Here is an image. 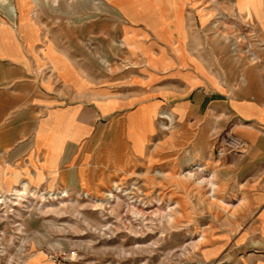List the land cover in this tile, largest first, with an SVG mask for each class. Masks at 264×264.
I'll return each mask as SVG.
<instances>
[{
  "label": "rangeland",
  "instance_id": "1",
  "mask_svg": "<svg viewBox=\"0 0 264 264\" xmlns=\"http://www.w3.org/2000/svg\"><path fill=\"white\" fill-rule=\"evenodd\" d=\"M121 1L127 7L139 0ZM219 2L192 0L197 53L229 92L245 89L244 98L264 101V0H235V10L231 0ZM109 7L107 0H0V29L5 37L8 23L20 20L23 28L32 17L62 43L78 42L84 47L78 50L86 74L123 96L134 63L128 62L120 38L123 19ZM207 11L213 16L202 26ZM253 53L261 56L259 61ZM13 115L0 111V126ZM161 116L160 137L151 140L143 158L130 151L124 115L100 116V134L84 144L90 158L80 163L81 177L69 166L61 185L35 191L47 194L46 201L28 195L19 202L17 195H6L13 188L0 191V264H26L35 254L56 251L76 253L78 264H235L242 251L264 252L250 202V182L260 162L246 158L250 150L224 157L217 153L237 119L215 99L191 119L178 120L170 107ZM137 144L139 149L143 145ZM63 190L71 196L61 202L57 198Z\"/></svg>",
  "mask_w": 264,
  "mask_h": 264
},
{
  "label": "crops",
  "instance_id": "2",
  "mask_svg": "<svg viewBox=\"0 0 264 264\" xmlns=\"http://www.w3.org/2000/svg\"><path fill=\"white\" fill-rule=\"evenodd\" d=\"M107 3L123 19L120 38L128 62L134 63L128 67L131 85L123 96L115 86H102L97 76L86 74L78 50L84 47L78 42L62 43L32 17L23 28L20 20L8 23L13 31L8 29L5 37L0 29V111L14 113L0 126V191L6 194L24 184L30 192L53 190L69 174V166L81 177L80 163L90 158L84 144L100 134V116L124 115L130 151L143 158L151 140L160 137L158 119L167 108L182 121L203 113L215 99L237 119L232 129L250 145L246 158L260 162L250 182V202L257 211L258 242H264V101L244 98L245 89L229 92L206 57L197 53L192 0H139L127 7L121 0ZM2 14L0 9V18ZM212 16L202 13L201 25ZM95 32L100 29L94 27ZM251 93L260 96L255 89ZM52 262L56 264L41 252L26 264ZM235 264H264V252L242 251Z\"/></svg>",
  "mask_w": 264,
  "mask_h": 264
},
{
  "label": "built area",
  "instance_id": "3",
  "mask_svg": "<svg viewBox=\"0 0 264 264\" xmlns=\"http://www.w3.org/2000/svg\"><path fill=\"white\" fill-rule=\"evenodd\" d=\"M249 148V143L246 140L237 136L235 132L231 129L230 131H227V133H225L222 137L221 143L217 148V153L219 157H224L228 154L240 155L247 152ZM50 258L56 264H75L79 261L77 259L78 256L76 253L68 255L61 251L53 252L52 254H50Z\"/></svg>",
  "mask_w": 264,
  "mask_h": 264
},
{
  "label": "bare ground",
  "instance_id": "4",
  "mask_svg": "<svg viewBox=\"0 0 264 264\" xmlns=\"http://www.w3.org/2000/svg\"><path fill=\"white\" fill-rule=\"evenodd\" d=\"M216 1V4L217 5H219L220 6V2H219V0H215ZM58 2V0H55V3H57ZM234 3H235V1H234ZM40 18V17H39ZM253 55L255 56V59L256 60H260L259 59V57H261V56H257V54H255V53H253ZM169 115V114H168ZM164 116V115H163ZM171 118V117H170ZM214 174V173H213ZM215 175L216 174H214L213 175V177H211L212 179L215 177ZM22 184V183H21ZM27 184H24L23 186H22V188H20V189H18V188H16V187H14L15 189H13L12 190V192L9 194V195H17L18 196V201L19 202H22L23 200H24V198H27V196L29 195H32V196H36L37 198H40L41 200H44V201H46V199H48V197L46 196V195H44L43 193L42 194H36L35 193V191L34 192H30L28 189H27V186H26ZM29 185V184H28ZM212 186H213V194H214V188H215V186H216V184H214V183H212ZM118 189V188H117ZM117 192V191H116ZM3 195V194H2ZM70 196H71V192L70 191H68V190H63L61 193H60V196H58V198L57 199H61V202H63V201H65V199H69L70 198ZM109 196H110V199H115L116 198V195H115V191H113V190H111L110 191V193H109ZM213 196V195H212ZM1 197V196H0ZM50 198L51 199H56L55 198V195L54 194H51L50 195ZM215 199V198H214ZM222 201V200H221ZM12 203V202H11ZM224 203V202H223ZM0 204H2V201H1V203ZM19 203H17L16 205H18ZM22 204V203H21ZM98 204V203H97ZM104 204V203H103ZM225 204V203H224ZM203 238V237H202ZM54 264V263H53Z\"/></svg>",
  "mask_w": 264,
  "mask_h": 264
}]
</instances>
